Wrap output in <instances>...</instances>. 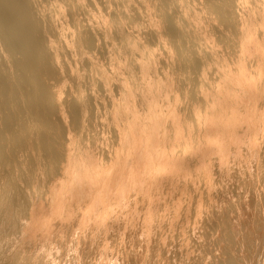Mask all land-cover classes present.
Listing matches in <instances>:
<instances>
[{
	"label": "bare ground",
	"instance_id": "1",
	"mask_svg": "<svg viewBox=\"0 0 264 264\" xmlns=\"http://www.w3.org/2000/svg\"><path fill=\"white\" fill-rule=\"evenodd\" d=\"M147 27L156 29L157 44L151 45L146 38ZM215 33L222 40L219 42L225 43L222 49L217 48ZM170 34L187 38L188 50L182 57L172 46ZM97 48L102 50L98 52ZM101 52L106 59L98 56ZM68 53L74 59L66 62L63 54ZM163 58L167 65L162 68ZM78 65L89 73L79 71ZM166 67L172 69L171 74L161 76L160 69ZM70 77L74 89L70 87L63 97V87ZM100 105L107 109L104 119L115 138L112 147L119 149L113 153L114 158L110 150V165L93 148L95 140L89 137L91 145L84 144L76 135L86 129L87 119ZM119 174L123 179L113 192ZM215 175L217 187L212 184ZM130 180H135L132 195L136 190L149 195H134V203L139 199L147 203L141 202L147 210L143 213L145 221L151 222L153 216L158 219L162 211L163 216L173 212L175 217L181 216L180 225L173 224L179 226V233L186 237L191 231L186 238L192 239V254L183 253L184 246L180 245L182 252L180 248L167 256L169 249L165 256L159 249L165 244L155 246L157 237H153L154 242L147 237L164 255H154L157 262L159 258H177L181 264L186 258L189 264H264V0H0V264H45L48 258L60 264L62 255L77 247L75 242L70 240L67 245L66 239L67 246H63L67 253L60 251L59 245L48 247L44 241L52 238L45 237L42 230L44 243L37 250L32 245L29 249L31 234L41 233L38 230L42 226L37 227L39 222L44 223L42 218L64 208L74 215L77 205L76 201L71 205L72 199L83 196L95 200L91 201L94 204L86 201L90 206H96L98 199L103 201L98 214L91 207L95 225V220L102 221L122 202V194L131 190ZM152 182L157 187L165 183L169 188L182 184V190L191 192L188 202L184 199L186 205H181L182 195L187 194H180L184 190L180 192V186H175L172 189L181 195H176L178 204L167 212L170 205H166V198L162 202L160 195L152 206L148 203L155 192L150 187ZM163 187L165 196L168 189L166 192ZM48 196L55 199L46 207ZM126 201H130L128 197ZM168 203L172 204L171 199ZM73 215L69 220L65 216L70 224ZM62 218L60 222L66 221ZM86 219L80 221V228L84 223L87 227ZM123 223L127 227L128 223ZM157 223L159 226V219ZM93 224H89L92 229ZM98 225L95 232L103 227L99 229ZM76 227L69 229L74 231ZM148 227L144 229L147 233L151 231ZM127 238L130 240L129 234Z\"/></svg>",
	"mask_w": 264,
	"mask_h": 264
},
{
	"label": "rangeland",
	"instance_id": "2",
	"mask_svg": "<svg viewBox=\"0 0 264 264\" xmlns=\"http://www.w3.org/2000/svg\"><path fill=\"white\" fill-rule=\"evenodd\" d=\"M99 1H102V0H99ZM87 2V1H86ZM96 10H94V12H95ZM217 37V39H215L216 37ZM215 36H213V38H214V40L216 41V43H217V41H218V49H222L224 46H225V43L224 42H222V43H224V44H222V43H220L219 41H222V40H219L220 38L218 37V34H216L215 33ZM146 38L149 40V42L151 43V45H154V44H157V34H156V29L155 28H152V27H147L146 28ZM170 39H171V41H172V46L174 45L175 46V51H176V53L178 54V56L179 57H182V53H186L187 52V46H188V44H187V38L185 37V36H182V37H179V36H175V35H172V34H170ZM107 41H109V39L107 40ZM220 43V44H219ZM224 45L222 48H221V46L222 45ZM217 46V45H216ZM220 47V48H219ZM169 49V48H168ZM168 49H165V50H168ZM97 50H98V48H97ZM97 50H95V51H97ZM100 50H102L101 48H99V50H98V52H100ZM94 50H93V52H95ZM161 51H164L163 49L161 50ZM174 51V50H173ZM98 52H95L96 54L98 53ZM103 52V51H102ZM101 52V53H102ZM165 52V51H164ZM163 52V53H164ZM67 54V53H66ZM66 54H63L64 55V58H65V60H66V62H67V60H71V58L73 57V59H74V56L73 55H71V54H69L68 53V55H66ZM98 54H100V53H98ZM139 54V52L137 51V55ZM71 56V57H70ZM101 59H102V57H104L103 56V53H102V55L100 56V55H98ZM162 56H163V54H162ZM76 59H78L77 61L79 62V57L77 56L76 57ZM104 59H106L105 57H104ZM64 60V61H65ZM104 61H106V60H103V62ZM79 64H81V62L79 63ZM165 65H167V60L165 59V58H163V60H162V68L163 67H165ZM78 67H79V71L80 70H82V67H81V65H78ZM81 67V68H80ZM159 67H160V65H159ZM161 68V67H160ZM167 68L170 70V72H169V70L167 71ZM83 71V70H82ZM81 71V72H82ZM86 70H84L83 71V73L85 74V75H87L88 73H89V71H86ZM194 72H196V70L194 69L193 70ZM171 74V72H172V69L171 68H169V67H166V68H164V70H162V69H160V72L159 73H161V76H163L164 74ZM163 74V75H162ZM168 74V75H169ZM192 74H193V72H192ZM197 75V74H196ZM193 77H196L195 76V74H193L192 75ZM71 80H72V77H70V81H68V83H65V85H64V93H63V97L65 96H67V93H68V91H69V89H70V87L73 85L72 84V82H71ZM70 82V83H69ZM71 84V85H70ZM72 88V87H71ZM72 89H74V88H72ZM68 90V91H67ZM66 91V92H65ZM87 93V92H86ZM64 99V98H63ZM104 104H106L107 105V101H106V103H104ZM105 105V106H106ZM102 106V107H101ZM100 109L97 111V112H95V113H93V114H90V116H89V118H90V120H89V118L87 119V122H86V129L85 130H83V131H81V132H83V135L81 136V132L78 134H76L77 135V137H79V135H80V139L82 140V138H83V140H82V143H84V144H88V145H91V142L92 141H97L98 139V142L99 141H101V142H103L104 144H102L101 142H96V143H94V142H92L93 144H92V146H93V148H95V151L96 152H98L99 153V155H100V157L102 156V158L104 157V159H103V161L105 162V161H108V163L107 162H105L107 165H110V164H112V160L113 159H110V156H111V158L113 157H115L114 155L116 154V153H114L115 152V148L117 147L116 145H113L114 147H112V142H113V144H115L114 142H115V138L113 137V133H112V130H109V127H108V120L106 119H104L106 116V113L107 112H105L104 113V111H107V109H106V107H104V105H100V107H99ZM102 112V114H101V112ZM96 114H97V116H96ZM98 114H99V116H98ZM93 115H94V117H93ZM102 115H104V116H102ZM96 117V118H95ZM93 118H95V119H93ZM103 118V119H102ZM98 119H99V121H98ZM107 122H105V121ZM96 121V122H95ZM91 124H90V123ZM101 122V123H100ZM104 122V123H103ZM95 123V124H94ZM97 123V124H96ZM99 124H102V125H99ZM97 125H99V126H97ZM106 125V126H105ZM93 126V127H92ZM91 129V131H89L90 129ZM97 128V129H96ZM105 128V129H104ZM87 129H89V130H87ZM96 129V130H95ZM106 129H107V131H106ZM93 130V131H92ZM109 130V131H108ZM85 131V132H84ZM88 131V132H87ZM97 131H99L100 132V134H99V132H97ZM90 132H93V134L92 133H90ZM104 132V133H103ZM108 132V133H107ZM98 133V134H97ZM112 133V134H111ZM84 134H86V135H84ZM93 136V139H92V136ZM101 135L103 136V139H102V137H101ZM109 135V136H108ZM112 135V136H111ZM98 136H100V137H98ZM111 136V137H110ZM85 137H87V139H89V137H91V140L92 141H90V139L89 140H87ZM95 137L97 138V139H95ZM113 137V138H112ZM85 138V139H84ZM106 138V139H105ZM101 139V140H100ZM109 139V140H108ZM114 139V141H112ZM103 140V141H102ZM88 141V142H87ZM90 141V142H89ZM105 141V142H104ZM108 141V142H107ZM108 144H107V143ZM90 143V144H89ZM98 143V144H97ZM105 143H106V145H108V146H105ZM110 143H111V145H110ZM98 146H97V145ZM100 144V145H99ZM97 147H96V146ZM103 146V148L102 147H100V146ZM112 148H111V147ZM105 147V148H104ZM107 147H108V149H107ZM110 148V149H109ZM75 149V148H74ZM99 149H103L104 151H106V154L105 153H101L102 151H100ZM112 149H114V151L112 150ZM112 151V153H111V151ZM118 151H119V149H117ZM116 150V151H117ZM100 151V152H99ZM109 151V152H108ZM101 153V154H100ZM109 153V155L107 156V154ZM110 153H111V155H110ZM113 153H114V155H113ZM214 155H216V154H214ZM213 155V157H214V159H215V156ZM217 156V155H216ZM212 157V158H213ZM211 158V159H212ZM111 160V161H110ZM216 161H218V158L217 159H215ZM213 161V159H212V162H216V161ZM114 162V161H113ZM115 163V162H114ZM118 164V163H117ZM120 167H122L121 165H120ZM213 169H216V166H214L213 167ZM137 171H138V168L136 167L135 168V174H134V178L136 179L137 178V176H138V173H137ZM214 171V170H213ZM121 174H119V176H118V179H117V183L116 184H114V186H112V191L113 192H116L117 190H118V187H119V184L118 183H121L122 182V179H123V174L120 176ZM216 176L217 175H215L214 177H213V183L212 184H214L215 185V183H216ZM214 181H215V183H214ZM133 182L135 183V180H130V182H129V184H130V186H129V188H131V190L130 189H127V191H130V192H125V193H130L129 195H127V194H122L123 196H121L120 197V200L122 201L121 203H119V204H121V205H117V207L116 206H114L113 208H112V210L113 211H111V212H109V215L108 214H106V216H104L103 217V219H102V221H101V219L98 221V220H95V225L93 224L94 223V219H96V217H95V215L96 214H98L101 210V208H102V204H103V201H102V199L100 200V199H98V200H96V202H97V204H96V206L95 205H92V206H90L88 203L90 202V203H92V202H94L95 203V200H87L85 197L83 198V196H82V198H80L79 200H76V199H72V203H71V200H69L70 201V203H71V205H73V203L76 201H78L77 203L78 204H76V202L74 203L75 204V206L77 207V208H79L80 207V209L78 210L75 206V208H76V210H75V213H74V215H73V213L71 212L70 213V211L68 212V210L66 209V208H64V209H62V210H60V211H58V213H56L55 215H53V216H51V215H49V216H45V217H43L42 219H43V221L42 222H44L43 224H40V222H39V224H38V229H39V225L40 226H42L41 228H40V230H38V232H40L41 231V233L39 234V233H37V231H35V233L33 232V234H34V236H33V234H31V243L29 242V249H31L32 250V247L33 246H35V249L37 250V248H39V246H41L40 244H43L44 242V244L46 245V244H48V247H50L51 245L53 246V247H56L57 248V246H54V245H59V250L61 251V250H64V252H65V250H66V253H67V248L65 247V246H67V245H69L70 244V240L71 241H73V242H75L76 243V245H77V247L75 248V249H73V251L70 253H68V254H66V255H64V256H66L65 258H64V256L62 255V261L60 260V262L62 263V264H170V262H171V264L173 263L172 261L174 260V262L176 261V264H179V262H180V260L179 259H177V258H175V259H167V261H166V258H164V259H162V260H164V261H162L160 258H162L164 255L166 256V252L169 254V252H168V250L170 251V254L169 255H167V256H170V255H172V253H173V250H177V249H179L180 250V248H181V252L183 251L182 249L184 248V251H183V253H191L192 254V252H191V250L193 249V247L191 246V245H189L190 244V242L192 243V239H191V237H188V239L186 238L187 237V234H189L190 235V233H191V231L190 230H187V231H190V233L189 232H186L187 234H186V237H184V235L183 234H181V233H179L180 232V229L178 228L179 226L178 225H180V219H178V218H181V216L179 217H175L174 216V213L172 212L170 215H172V217H174V218H171V216L169 215V214H167V216L166 215H164V216H166L165 218H166V221L164 220V219H162L164 216H163V212L164 211H162L163 209H161L160 211H159V213L161 214V216L158 218L159 219V226H158V219H157V217H156V219L154 218L155 216H153V219H155V220H151V222L149 221V220H146L145 221V218H144V216H145V214H143L144 212L146 213V211L147 210H145L144 209V206L147 204V203H145L146 201H140V199H139V201L138 202H140V203H134V197L137 195V196H140V197H142L143 195H145L146 194V192H144V194H143V190L140 192V193H138L139 191H137L136 190V192H135V194H131V191L133 190L132 189V186H131V184H133ZM201 183H202V181H201ZM165 184V183H164ZM162 185V184H159V186L157 187V185H153V182H152V184L150 185V187H153V189H152V192L153 191H155V192H151L152 193V196L149 198V199H151V200H149L148 201V203L150 204V203H152V206L153 205H155L156 203H157V201L159 200V197L158 196H160V199L162 200V202L163 201H165V198H166V205L167 206H169L170 205V207L168 208V207H166L167 209H166V211L168 212L169 210H171L170 208L171 207H174L175 205H176V203L178 204L179 203V201H177L176 200V198L178 199V196H176V195H179L180 197L179 198H181V195L180 194H187V196L186 195H182V199H181V202H183V200H184V202H188V201H186V200H188L189 199V195H191V192L189 191V190H187V189H181L182 187H181V185L182 184H180V185H178V186H176V187H179L178 188V190L180 191H183V192H178V190L176 191H174L173 189L175 188V186L173 185V187H172V185H171V188H169L168 187V185L167 184H165V185H167V187H165V185ZM164 186L163 188V190L164 191H166L167 189H168V195H167V193L165 194V196L164 195H162V194H164V192L162 191V186ZM213 185V186H214ZM217 185H218V187H219V183H217ZM155 186V187H154ZM66 187H68V186H66ZM66 187H64V188H66ZM95 187H97V186H95ZM126 187H128V186H126ZM214 187H217L216 185L214 186ZM213 187V188H214ZM161 189V192H160V189ZM173 188V189H172ZM156 189L157 190H159V192L158 191H156ZM173 190V192H175L174 194H173V192H171L172 190ZM177 189V188H176ZM187 191H189L188 193H187ZM156 192H158V193H156ZM177 192H178V194H177ZM132 193H134V190H133V192ZM142 193V194H141ZM173 195H172V194ZM180 193V194H179ZM190 193V194H189ZM138 194H141V195H138ZM158 194V195H157ZM135 195V196H134ZM148 194H146V196H147ZM155 195V196H154ZM157 195V196H156ZM125 196V197H124ZM128 197V201L129 202H127L126 200H127V197ZM132 196H133V198H132ZM166 196H168V197H166ZM169 196H172L171 198L169 197ZM183 196H185V198L183 197ZM148 197H149V195H148ZM158 197V198H157ZM175 199H174V198ZM186 197H187V199H186ZM48 199L47 200H45L44 202H47V203H45L46 204V207L48 206L47 204H49L48 202H50V200H54L55 199V197H47ZM126 198V200H124V199ZM155 198H157V201L155 202V204H154V200H156ZM162 198H164V199H162ZM172 198H173V201H174V203L172 202ZM84 199H86V200H84ZM144 200H147V199H145V198H143ZM142 199V200H143ZM167 199H168V201H170V199H171V203L173 204H169L168 203V201H167ZM49 200V201H48ZM83 201V202H86V201H89V202H86L88 205H89V209L91 210V207H93L92 208V210L93 211H95L94 213H95V215L94 214H92L93 213V211L91 212V214L92 215H94V216H92V215H90L89 216V213H90V210L89 209H87L88 208V206H86L87 204H84L83 202H80V201ZM133 200V201H132ZM160 200V201H161ZM175 200L177 201V202H175ZM68 201V202H69ZM99 201H101V203L99 202ZM83 204L82 206L83 207H81V204ZM127 202V203H126ZM141 202H144L145 203V205L143 206L142 204H141ZM180 202V203H181ZM183 202V203H184ZM94 203H92V204H94ZM99 203L101 204L100 206H97V205H99ZM133 203V204H132ZM168 203V204H167ZM181 204L183 207H184V205H186V203H184V204ZM122 204H123V207H122ZM139 205L138 207H140V208H138V207H136L135 205ZM127 205V206H126ZM134 205V206H133ZM142 205V206H141ZM79 206V207H78ZM125 206V207H124ZM157 206V205H156ZM74 207H73V210H74ZM86 208V209H83V208ZM96 207V208H95ZM98 207H99V212H97V209H98ZM116 207V208H115ZM122 207V208H121ZM81 208L84 210V212L86 213L85 215H84V212L83 213H80V212H82L81 211ZM136 208L139 210V211H137L136 210ZM159 208H161V207H159ZM66 209V212H62V211H64ZM124 209V210H123ZM142 211H141V210ZM114 210H116V211H114ZM119 210V211H118ZM122 210V211H121ZM156 210V209H155ZM89 211V212H88ZM141 211V212H140ZM157 211V210H156ZM61 212V213H60ZM74 212V211H73ZM138 212H139V214H138ZM70 213V214H69ZM114 213V214H113ZM140 213H142V217L144 218L143 220L145 221V222H147V223H145L143 220H141L142 218H139L140 216H141V214ZM58 214L60 215V216H58ZM62 214H64L63 216H61ZM66 214H68V215H66ZM73 215L74 216V218H73V216H71L70 217V219L72 220V222H71V224L69 223V215ZM80 214V215H79ZM81 214H83L84 215V217L85 218H87L86 220H87V227H86V223H84V225L85 226H83L82 228H80V221L82 220V219H85V218H81V217H79V216H82ZM88 214V215H87ZM164 214H165V212H164ZM253 214H255V213H253ZM79 215V216H78ZM120 215V216H119ZM139 215V216H138ZM178 215V214H177ZM56 216H58V218L56 217ZM68 217V220H66L67 218L66 217ZM76 216H77V218H76ZM87 216V217H86ZM89 216V217H88ZM92 216V217H91ZM113 216V217H112ZM126 217V220H125V217ZM163 216V217H162ZM170 216V217H169ZM53 217V218H52ZM60 217H61V219H63L62 217H64L65 218V220L66 221H61V222H63V226H62V223L60 222ZM83 217V216H82ZM90 217L91 218H93V219H90ZM95 217V218H94ZM116 219H115V218ZM121 217V218H120ZM134 217H135V219H134ZM168 217V218H167ZM78 218H81V220L80 219H78ZM98 218V217H97ZM118 218V219H117ZM124 218V219H123ZM161 218V219H160ZM169 218H171L172 219V222H170V219ZM177 218V220L178 221H175L174 222V219H176ZM59 219V220H58ZM74 219V220H73ZM78 219V220H77ZM108 219V220H107ZM120 219H122V221H120ZM131 219V220H130ZM169 219V220H168ZM199 219H200V217H199ZM199 219H196V221H197V224L199 225ZM48 220H50V223H49V221ZM53 220H54V222H53ZM70 220V221H71ZM85 220V221H86ZM106 220V221H105ZM112 220H114V221H112ZM123 220H125V221H123ZM137 220H138V222H137ZM161 220H162V223H161ZM167 220H168V223H167ZM199 220V221H198ZM59 221V224H57V222ZM68 221V222H67ZM77 223H76V222ZM101 221V222H100ZM120 223H119V222ZM133 221V222H132ZM165 221V222H164ZM65 222V223H64ZM66 222H67V225L68 224H70V226L68 225V227L66 226ZM74 222V223H73ZM89 222V223H88ZM91 222V223H90ZM104 222V224L103 225H101L102 223ZM117 222V223H116ZM123 222H125V226H126V222L128 223L127 224V227H124V223ZM131 222V223H130ZM140 222V224L138 225V223ZM142 222H143V224H148V223H150V224H152V225H154L155 224V227L157 226V228H154L153 226H152V228H150V226L149 225H147L146 227H144L145 225H142ZM163 222H164V224H163ZM170 222V223H169ZM178 223V225H173V224H177ZM53 223V224H52ZM106 223V224H105ZM123 223V224H122ZM154 223V224H153ZM172 224V225H168L167 226V224ZM44 224H46V225H44ZM60 224H61V226H60ZM89 224H90V226L93 224V229L92 228H90V226H89ZM99 224V225H98ZM108 224H110V226L108 225ZM116 225V226H114V225ZM118 224V225H117ZM157 224V225H156ZM164 225V226H162V225ZM194 225V223L191 221V226L190 227H192L193 225ZM197 224H195V226H198ZM57 225H58V228H56L57 227ZM75 225H77V227L75 226ZM99 226V229H100V227L101 226H103L102 227V229H100L99 231H97V232H95L96 230H95V228H96V226ZM106 225V226H105ZM120 225V226H119ZM123 225V226H122ZM141 225V230H143V231H141L140 230V228H139V226ZM44 226H46L45 228H46V230L44 229ZM54 226V227H53ZM65 226V228H63ZM113 227V229H114V231H113V229H111L112 227ZM149 226V227H148ZM166 226H167V229H168V227L170 228H173L172 230L171 229H165L166 228ZM67 227V228H66ZM71 227H73V228H71ZM76 227V229L74 230L75 231V233H73L74 231L73 230H70L69 228H71V229H74ZM104 227H108V228H105V231H104ZM124 227V229H123V232H121L122 231V228ZM139 229H138V228ZM148 227V229L150 228L151 229V231H149L148 233L145 231L146 229L145 228H147ZM165 227V228H164ZM177 227V228H176ZM48 228V229H47ZM64 230H63V229ZM82 229L81 231H80V229ZM89 229L88 231L89 232H85V233H83L84 232V230L85 229ZM120 228H121V231H120ZM129 228V229H128ZM154 228V229H153ZM176 229V231H175V229ZM53 229H58V230H55V231H53ZM60 229H62V230H60ZM66 229V230H65ZM69 229V230H68ZM113 231H111V230ZM128 231H127V230ZM140 230V231H138V230ZM145 229V230H144ZM42 230H44V231H46V233L45 232H43V234H42ZM48 230V231H47ZM50 230V231H49ZM77 230V231H76ZM93 230V231H92ZM108 230H110V231H108ZM158 232V234H157V232ZM166 230V231H165ZM177 230H179L178 232H177ZM52 231H53V234L54 235H58V237H54L53 236V234H52ZM65 231H68L67 233H71L72 232V234H68V237L66 236L67 235V233L65 232ZM79 231V232H78ZM91 231V232H90ZM103 231L105 232V233H103ZM108 231V232H107ZM117 231H118V233H117ZM124 231H125V235H124ZM126 231H127V233L130 231V233H128L129 234V238H130V240L127 238L128 237V234L126 233ZM145 231V232H144ZM164 231V232H163ZM172 231V232H171ZM174 231V232H173ZM47 232H49V233H47ZM63 232V233H62ZM66 233V235H65V233ZM77 232V233H76ZM95 233V235L92 237V233ZM102 232V233H101ZM113 235V236H111L110 235V233ZM137 232H144L147 236H145L143 233H141L142 235H143V237H142V235H139V233H137ZM153 232V233H152ZM166 232H168V234L166 233ZM169 232L171 233V234H169ZM44 233L46 234V236L44 235ZM51 233V234H50ZM56 233H59V234H56ZM82 233H83V236H82ZM87 233V234H86ZM91 233V234H90ZM113 233H115L116 235L114 236V234ZM150 233H152V234H150ZM41 234L42 235H44L45 237H47V235H48V237L49 238H52V239H49L50 241L48 242V240L47 239H45L46 241H41V240H43V237L41 236ZM61 234V235H60ZM63 234V235H62ZM77 234V235H76ZM78 234H80V237L78 236ZM86 234V235H85ZM89 234V235H88ZM105 234H107L106 236H105ZM137 234H138V236H139V238L140 237H142L141 239L143 240V242H144V244H142V241H141V239L139 240H137V238H138V236H137ZM172 234H173V236H172ZM181 234V235H180ZM37 236V238H36V236ZM52 235V236H51ZM76 235V236H75ZM120 235V236H119ZM149 235H152L151 237H149ZM167 235H168V237H167ZM178 235H180L179 237H178ZM40 236V237H39ZM69 236H70V238H69ZM90 236H91V238H92V240H91V242H90ZM101 236V237H100ZM108 236V237H107ZM109 236H111V237H109ZM118 236V237H117ZM160 236V237H159ZM162 236H164V237H162ZM169 236H170V238H169ZM184 238H183V237ZM192 236H193V234H192ZM35 238V239H32V238ZM47 237V238H48ZM62 238V237H64V239H63V242L61 241V239L60 238ZM79 237V238H78ZM105 237L107 238V240L105 239ZM136 237V238H135ZM147 237L148 238H151L150 240L152 241V242H154V238L153 237H157V240H155V242H154V244H155V246H156V244L157 243H159V244H165L167 247H169V248H166L165 249V245H162V247L163 246H165V247H160L159 249L161 250V252L163 253V250L165 251L163 254V256H161L162 255V253H160V250L159 249H157L158 248V246L157 247H154V244L151 242V241H148L149 239H147ZM175 237V238H174ZM28 238V239H29ZM40 238V239H39ZM69 238V239H68ZM75 238H77V241H76V239ZM119 238H121V240L119 239ZM133 238H135L134 240H133ZM153 238V239H152ZM161 240H160V239ZM163 238H166V239H163ZM172 238V239H171ZM173 238L174 239H176V240H173ZM179 238V239H178ZM180 238H183L184 240H185V238L187 239V240H185V243H188V247L190 248V249H187V246H186V244L184 243V240L182 241V239L180 240ZM41 241H39V240ZM66 239L68 240V243L66 242ZM73 239V240H72ZM128 239V240H127ZM133 241H132V240ZM144 239H145V241H144ZM163 239V240H162ZM255 239H257V238H255ZM254 239V240H255ZM34 240H35V245H34V243L32 244V242H34ZM52 240V241H51ZM56 240V241H55ZM136 240L138 241V242H136ZM147 240V241H146ZM172 242H171V241ZM178 240V242H175V241H177ZM191 240V241H190ZM93 241V242H92ZM106 241H108V242H106ZM121 241V242H120ZM130 241V242H129ZM162 243H161V242ZM165 241V242H164ZM168 241V242H167ZM181 241V242H180ZM257 240H255V242H256ZM38 242H39V245H38ZM43 242V243H42ZM52 242V243H51ZM55 242V243H54ZM57 242H58V244H57ZM62 242V243H61ZM65 242V243H64ZM113 242L115 243V244H113ZM133 242H135L134 244H133ZM149 242H151L150 244H148ZM173 242H174V244H173ZM183 242V243H182ZM54 243V244H53ZM61 243V244H60ZM66 243H67V245H66ZM132 243V245H129V244H131ZM166 243H169V244H166ZM178 243H179V245H178ZM180 243H182V244H180ZM51 244V245H50ZM110 244V245H109ZM158 244V245H159ZM171 244V245H170ZM31 245H32V247H31ZM38 245V246H37ZM63 245H65V246H63ZM115 245V246H114ZM117 245H119V246H117ZM144 245H146V246H144ZM149 247H148V246ZM153 245V246H152ZM170 245V246H169ZM176 245V246H175ZM183 247H181V246ZM47 246V245H46ZM51 246V247H52ZM131 246V247H130ZM144 247V249H143V247ZM152 246V248H151V250H150V247ZM160 246V245H159ZM174 246V247H173ZM191 246V247H190ZM37 247V248H36ZM146 247H148L149 248V250H150V253H152V254H149V251L147 250L148 248H146ZM177 247H179V248H177ZM65 248V249H64ZM156 249V251H154L155 249ZM171 248H173V249H171ZM175 248V249H174ZM185 248L188 250V252H186L187 250H185ZM111 249V250H110ZM113 249H114V251H113ZM141 249L142 250H146V251H141ZM152 249H153V251L155 252H152ZM59 251V252H60ZM190 251V252H189ZM112 252V253H111ZM143 252V254H141ZM146 252H148V254H149V256H147V254H146ZM159 252V253H158ZM73 253V254H72ZM157 253L158 254H160L159 256H160V258H159V261L157 262L156 260V258H157ZM70 254H72V255H70ZM114 254V255H113ZM146 254V255H145ZM195 254V253H194ZM70 257H69V256ZM141 255H144L143 257L141 256ZM152 255V256H151ZM154 255H156L155 257H154ZM141 256V257H140ZM158 256V257H159ZM261 256H263V258H264V255L262 254ZM133 257H134V259H133ZM149 257V258H148ZM153 257V258H152ZM53 258H54V256H53ZM142 258V259H141ZM65 259V260H64ZM155 259V260H154ZM44 260V259H43ZM154 260V261H153ZM172 260V261H171ZM190 261H191V259H189ZM263 260V259H262ZM58 261V260H57ZM64 261V262H63ZM65 261H66V263H65ZM178 261V262H177ZM10 262V261H9ZM185 262V263H184ZM13 263V261L11 262V264ZM60 263V264H61ZM190 262L188 261V260H186V258L184 259V260H181V264H189ZM45 264H54V262L51 260V259H47V260H45ZM173 264H175V263H173Z\"/></svg>",
	"mask_w": 264,
	"mask_h": 264
}]
</instances>
